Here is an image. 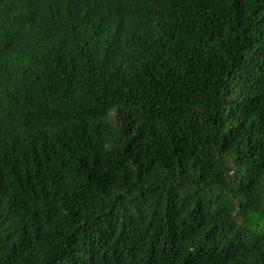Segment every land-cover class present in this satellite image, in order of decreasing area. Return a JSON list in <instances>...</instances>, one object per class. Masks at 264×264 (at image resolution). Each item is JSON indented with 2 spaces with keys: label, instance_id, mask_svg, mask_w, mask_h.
Masks as SVG:
<instances>
[{
  "label": "trees",
  "instance_id": "obj_1",
  "mask_svg": "<svg viewBox=\"0 0 264 264\" xmlns=\"http://www.w3.org/2000/svg\"><path fill=\"white\" fill-rule=\"evenodd\" d=\"M0 264H264V0H0Z\"/></svg>",
  "mask_w": 264,
  "mask_h": 264
}]
</instances>
